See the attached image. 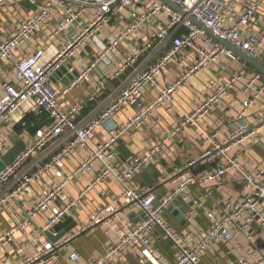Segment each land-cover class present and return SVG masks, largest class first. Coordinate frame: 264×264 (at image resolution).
Instances as JSON below:
<instances>
[{
  "label": "built area",
  "instance_id": "2783aa9c",
  "mask_svg": "<svg viewBox=\"0 0 264 264\" xmlns=\"http://www.w3.org/2000/svg\"><path fill=\"white\" fill-rule=\"evenodd\" d=\"M13 1L16 5L26 1L33 9L16 18L11 32L0 38V66L7 64L10 77L0 80V159L18 141L27 142L0 170V212L7 210L15 218L10 227L0 231V246L11 243L18 231L30 228L39 211H51L42 228H31L36 243L34 250L13 264H53L64 248L69 251V260L75 264H120L128 250L139 251L141 260L150 264H200L201 253L212 243L231 242L230 250L235 251L238 236L251 242L257 236L254 224L264 231V168L253 166L245 159L240 161L241 153L230 152L232 147L245 140L251 141V145L260 144L259 131L264 126V117L256 127L239 123L225 138L202 132L211 148L205 149L199 158L188 160L181 168H175L169 177L173 189L164 196L158 197L151 186L134 182L173 135L187 125L196 126L238 82H243L242 94L246 95L239 119L245 117L264 92V82L257 84L264 76L261 72L256 70L246 78L247 63L233 68L223 62V58L237 61L240 57L190 20V16L194 17L205 28L264 64V19L260 21L255 17L264 0H169L184 14L162 0H0V8ZM38 34L48 45L62 35L69 39L46 57L45 46H30ZM87 46L94 49L87 63L77 68L71 61ZM157 52L160 55L151 60ZM144 55L149 56L139 65ZM173 62L179 64V72L161 81L160 77ZM101 64L107 68L99 73L97 69ZM212 65L227 72V78H210L207 95L190 113H183L174 129L144 153L117 162L113 147L133 130L143 127L160 106H166L168 111L175 110L174 95L192 75ZM62 66H66L65 70L72 77L66 85L57 87L51 78ZM130 68L110 102L86 122L78 120L84 104L104 94L109 81L120 79ZM88 78L94 80L90 92L83 99L64 106L65 96ZM147 88L155 91L150 101L144 99ZM24 104H28L27 111L46 115L50 122L33 130V122L22 117L17 122L18 131L13 115ZM124 107H133L135 111L127 115L121 126H109L108 137L92 143L91 137L97 130ZM49 146L56 148L50 157L46 150ZM80 150H87L85 157L71 172H65V161ZM197 159H220L222 162L205 174L197 175L193 171ZM49 172L58 180L41 187L32 208L14 212L12 204L20 203L24 207V198L32 193L33 184ZM229 172L241 179L240 197L226 198L207 211L208 229L202 232L189 230L182 235L166 221L163 212L177 197L191 203L184 218L192 221L206 197L212 194L211 182L221 185ZM85 174H94L93 179L77 196L70 198L66 192L67 184L75 176ZM111 176L119 181L122 189L111 196L110 203L91 212L87 225L81 229L86 231L96 227L109 232L113 241L106 250L90 260H83L78 251L70 249L69 243L75 235L72 229L56 241L41 240L47 230L68 216L70 209L81 202L88 190ZM193 182L203 189V196H194L189 191ZM107 192L106 187L101 189L102 195ZM156 200L158 204H154ZM56 202L61 204L54 206ZM135 209L141 210L142 217L134 224L123 221V216ZM116 221L118 224L113 225ZM154 230H160L164 238L172 241L175 249L172 260L156 250ZM24 245L25 248L32 247V243ZM239 262L264 264V247L258 250V256L249 254Z\"/></svg>",
  "mask_w": 264,
  "mask_h": 264
},
{
  "label": "crops",
  "instance_id": "0c3cea01",
  "mask_svg": "<svg viewBox=\"0 0 264 264\" xmlns=\"http://www.w3.org/2000/svg\"><path fill=\"white\" fill-rule=\"evenodd\" d=\"M13 1L7 6L0 8V38L6 37L15 25L16 18L24 16L33 7L26 1L20 2ZM7 8V9H6ZM16 16V17H15ZM258 20L264 19V5L261 7L260 13L255 16ZM69 39V36L62 35L56 42L48 45L43 43L39 34L35 37L33 44L30 46L35 48L37 46H45L46 57L51 55L60 43ZM92 46L84 48L71 62L79 68L83 64L87 63L89 54L93 51ZM160 53H153L151 60H156ZM264 55V50H263ZM147 56L141 58L139 65L144 64ZM223 62L229 66L236 68L240 64L245 63L241 58L237 61L222 59ZM248 67V75L256 71L255 68L246 64ZM107 67L101 64L97 69L100 73ZM132 68L127 70L120 79H112L109 81L104 94L97 96L93 102L85 103L80 110L78 120L82 123L92 118L97 112L105 106L110 100L117 94L119 88L123 84V80L130 73ZM179 64L173 62L171 67L160 77L161 81L165 78H170L179 71ZM227 72L219 71L218 66L212 65L204 71L192 75L183 88H181L175 95L174 100L177 107L173 111H168L166 106H160L151 116L148 117L143 127L133 130L126 139L115 145L112 149L114 158L117 162H123L124 155L117 150V146L121 143L126 144V148L131 152V155L144 153L150 146H152L163 135L174 129L179 124L183 113H190L197 102L204 99L207 95L210 87L208 86V80L210 78H217L219 80L226 79ZM9 73L7 70V64L2 63L0 66V80H8ZM52 82L61 87L66 85L71 77L67 70H59L52 75ZM91 78L81 82L79 86L71 90L69 94L63 99V105L69 106L71 103L79 101L90 92L93 86ZM264 82V76L258 80L257 84ZM243 82H238L236 86L225 96L221 101L215 104L205 114L198 124L187 125L172 136L171 140L167 142L162 151L158 152L152 163L148 166L153 168V171H149L144 168L141 172L145 171V175L142 176L141 172L134 182L140 185H148L153 188L158 197H162L173 189L172 183L169 177L175 171V168H181L188 160L192 158H199L201 153L205 149L211 148V143L205 134H216L218 138H225L230 136L235 127L240 124H247L251 127H256L260 124L261 118L264 117V92L258 97L255 104H253L246 112L243 119L238 118L239 111L241 109V103L246 98L245 94H242ZM155 91L152 88H147L144 99L150 101L153 99ZM253 93V91H251ZM28 104L22 105L17 112L13 115V120L16 124L15 128L18 130L17 122L26 117L29 121L33 122V130L42 126H45L50 122V119L46 115H36L27 111ZM133 107H124L116 114H114L109 120H107L101 128L91 137V142L95 143L108 137L109 126H121L128 114L134 112ZM20 131V130H18ZM259 145H251V141L245 140L240 142L236 146L230 149L232 154L241 153L239 160H247L251 165L264 168V126L259 131ZM26 143L25 141H23ZM251 145V146H250ZM48 157L54 153L56 148L47 147ZM45 150V151H46ZM245 150V151H244ZM87 150H80L71 155L64 164L65 172H71L73 168L82 161L85 157ZM130 155V156H131ZM222 162L218 159L216 161H209L207 159H197V163L193 166V171L197 175L205 174L214 168L217 164ZM94 174H85L81 176H75L69 181L66 186V192L68 196L75 197L78 193L86 188V186L93 179ZM165 179V180H164ZM58 177L49 172L42 180L33 184L32 193L24 198L25 206L22 207L20 203L12 204L14 212L19 213L29 210L33 206L34 199L40 195V190L43 185L49 184ZM212 188L211 196L206 197L204 204L197 210V213L192 221H187L184 218L185 212L191 206V203L184 202L180 197H177L172 205H170L164 212L163 216L166 221L180 234L185 235L189 230L199 232L206 230L209 227V220L206 216L207 211L213 208V206L226 198L240 197V191L242 189V182L238 175L234 172H229L226 180L221 185L216 184L214 181L210 184ZM106 187L108 192L105 195L101 194V189ZM121 185L118 180L113 176L109 177L105 182H100L90 190L86 192L81 202L70 209L68 216H71L76 221V225L72 228L75 232L71 239L70 249H74L79 252L83 260L87 261L91 258L100 255L106 250L113 241L112 235L106 230L89 227L86 231L81 229L87 225L89 221V215L91 212L97 210L100 206L110 203V198L113 194H117L121 190ZM189 191L194 196H203V189L200 188L197 183H191L189 185ZM61 204L56 202L54 204ZM262 210L264 211V201L262 203ZM51 215V211H39L33 218L32 226L26 231H18L14 236L11 243L6 246H0V264H13L29 256L34 250V234L31 230L32 227L42 228L46 220ZM142 217L140 209L130 211L123 216V221H129L130 224H134ZM15 221V218L7 210L0 212V231L10 227ZM118 222H114L113 225H117ZM112 225V226H113ZM255 232L257 236L253 241L246 240L243 236H238L236 239L237 247L235 251H231L233 246L231 242L217 241L207 247L200 255V264H240L239 260L249 254L258 256V250L264 247V231L254 224ZM260 228V229H259ZM199 234V233H198ZM197 234V238H198ZM262 234V235H261ZM153 244L158 252L163 254L168 260H172L175 254L174 245L171 240L164 238L160 230H154ZM50 239L46 234H43L41 240ZM51 240V239H50ZM25 243H32V247L25 248ZM60 252V256L53 262V264H75L68 258V250L63 249ZM120 264H150L141 260V254L137 250H128L125 256L122 258Z\"/></svg>",
  "mask_w": 264,
  "mask_h": 264
},
{
  "label": "water",
  "instance_id": "95a60500",
  "mask_svg": "<svg viewBox=\"0 0 264 264\" xmlns=\"http://www.w3.org/2000/svg\"><path fill=\"white\" fill-rule=\"evenodd\" d=\"M163 2L169 4L174 9L178 10L180 13L184 14V12L181 10L179 6L176 4L170 2L169 0H162ZM190 20L195 22L197 25L204 28L209 34H211L215 40H218L226 47L233 50L234 53H236L245 63L251 65L253 68L258 70L264 75V64L261 62L251 58L248 56L245 52L241 51L240 49L236 48L234 45H232L229 41L221 38L220 36L213 33L211 30L205 28L200 22H198L194 17L190 16ZM66 66L60 67L61 70H65ZM59 71V70H58ZM57 71V72H58ZM72 77V75H70ZM25 143L23 141H18L16 144H14L0 159V170L5 167L6 164H8L17 154L21 152V150L24 148ZM117 150L122 152L124 155V159L128 158L131 155V152L126 148L125 143H121L117 146ZM147 170L153 171V168L151 166L146 167ZM142 176L145 175V171L141 172ZM147 177V176H146ZM154 204H158V201L156 200ZM76 225V221L72 219L71 216H66L59 222H57L50 230H47L45 232L46 236H48L51 240L56 241L60 239L65 233H67L69 230H71ZM56 233V234H54Z\"/></svg>",
  "mask_w": 264,
  "mask_h": 264
}]
</instances>
